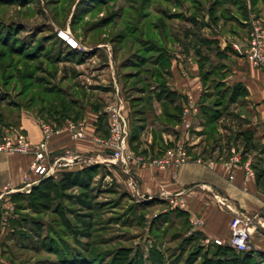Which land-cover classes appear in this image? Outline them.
<instances>
[{"label": "crops", "instance_id": "crops-1", "mask_svg": "<svg viewBox=\"0 0 264 264\" xmlns=\"http://www.w3.org/2000/svg\"><path fill=\"white\" fill-rule=\"evenodd\" d=\"M239 2L242 10L229 3L227 18L218 11L216 21L211 19L208 9L199 8L202 17H196V21L184 16L182 19L191 26L182 38L165 45L167 61L161 80L174 94L170 104L174 120L162 118L161 103L153 94L151 101H144L141 98L146 97L145 93L138 90V96L131 98L137 100L134 105L138 104V108H132L120 92L114 72L110 71L112 61L105 63L108 69L95 67L86 76L90 86L84 87L96 99L106 83H112L111 101L122 97L125 106L128 146L145 160L131 165L128 174L118 166L109 169L133 180L138 202L154 201L148 208L155 211L153 214L170 212L176 218L173 222L183 219L188 236L199 238L204 246L213 245L214 239L226 244L230 237L229 224L236 214L264 227V73L231 46L236 42L242 51L247 49L251 31L248 17L252 15L264 25V1ZM223 30L230 39L222 37ZM157 87L149 89L156 93ZM96 103L81 105L83 114L78 121L85 123L89 138L107 134V103ZM41 121L28 111L20 112L19 129L32 146L41 140ZM185 121L191 123L189 129L185 128ZM212 126L214 131L210 133ZM177 142L186 144L191 160L178 169L155 170L151 160ZM234 155L237 162L233 169L227 168L224 163ZM105 157L107 153L90 139L74 141L63 127L59 135L48 141L47 167L56 159L61 161V166L48 177L59 180L90 164H101L92 162ZM197 159L202 163H197ZM209 160L213 161L212 165L207 164ZM32 162V154L0 153V200L14 193H27V189L45 179L34 173ZM247 162L252 175L246 173ZM172 199L182 201L184 208L172 207L169 203ZM167 207L168 210L160 211ZM259 243L261 239L256 248H264Z\"/></svg>", "mask_w": 264, "mask_h": 264}, {"label": "rangeland", "instance_id": "rangeland-1", "mask_svg": "<svg viewBox=\"0 0 264 264\" xmlns=\"http://www.w3.org/2000/svg\"><path fill=\"white\" fill-rule=\"evenodd\" d=\"M197 1L155 0V4L149 6L150 19L143 21L136 15L140 0H110L107 6H97L91 10L88 0H0V22L5 23L10 30H13L11 26H15L14 30L18 33L16 40H22L24 44H21L22 49L27 50L38 37H44L41 40L48 45V49L43 50L39 56L25 59L14 55L9 46L0 43V88L8 91V98H12L9 100L19 102V106H22L37 89L36 86L26 89L24 84L28 79L23 77L34 72L35 77L43 82L40 83L41 88L53 86L64 90L68 95L66 101L74 98L81 105L93 101L95 104L99 102L108 105L113 103L111 82L106 83V87H100L102 93L96 99H92V92L87 93L84 87L90 86L86 76L95 67L108 69L105 63L112 61L113 69L110 71L114 72L120 92L131 102L132 97L138 96V88L141 86L138 82V33H128L129 36L124 40L119 39L118 35L126 32L127 28L132 32L134 27L138 28V24L146 32L150 31V26L156 25L157 32L154 34L150 31V34H154L155 39L164 45L172 44L182 38L191 25L186 19L169 16L182 14L188 18L195 14L202 17L192 3L200 4L201 11H206L212 0ZM260 6L262 10V3ZM130 9L136 13L129 14ZM162 10L166 14H162ZM109 14H115L114 18L111 17L106 24L101 23V19ZM250 18L253 16L250 15L248 25ZM147 24L148 28L145 27ZM5 28L1 32H5ZM61 32L69 34L72 47L61 38ZM222 33V37L231 38L227 31L223 30ZM150 34L146 36L152 39ZM3 38L0 35V40ZM53 38L78 50L80 55L76 58H82L81 61L70 56L60 58V53L56 51L59 47L51 43L54 42ZM64 47L60 46L62 54L66 52ZM157 54L155 49L144 53L148 61L155 60ZM57 56L59 61L52 66ZM146 68L153 69L149 62L140 69ZM46 69L47 73L44 72ZM148 81L149 87H157L156 79L150 78ZM5 95L0 93L1 97ZM60 97L58 100L61 101ZM134 103L129 105L138 108V104ZM6 104L5 99L0 103V110L7 117L6 123L16 124L15 118L20 112L18 109H8ZM39 107L38 104L32 105L28 112L43 114L45 111H39ZM11 128L20 132L19 125L15 128H0V136ZM214 141L212 136L211 143ZM86 178L87 181L83 179L63 194H53L48 209L23 197L2 198L0 264H119L124 261L131 264H154L150 258H155L158 261L156 264L201 262L202 253L195 251L197 243L190 241L183 244L181 241L191 236H188L183 219L173 222L175 217L168 215L159 223H153L150 230V221L156 217L153 214L155 211L138 205V195L129 186L130 179H126V176L120 172L114 173L106 166L95 177ZM160 209L168 210V207ZM171 223L174 225L169 230ZM259 239V244L264 247V236L252 231L250 250L264 252V248H256Z\"/></svg>", "mask_w": 264, "mask_h": 264}, {"label": "trees", "instance_id": "trees-1", "mask_svg": "<svg viewBox=\"0 0 264 264\" xmlns=\"http://www.w3.org/2000/svg\"><path fill=\"white\" fill-rule=\"evenodd\" d=\"M88 1L91 3L90 10L97 6H101V7L107 6L110 2V0H88ZM154 2L155 0H140L139 6H138V12L136 14L137 17L143 19V21H147V19H150L149 6H151L152 4H155ZM194 2L197 3L198 1L194 0ZM196 3H192V4L197 9L195 11L198 12L200 4L196 5ZM229 3H231L232 5H235L238 8V10L243 9L242 7L243 5L239 2V0H212L208 8V12L210 14L211 19L213 21H216L219 19V17L217 16L218 11L221 12L220 16H222L223 18H227L226 16L227 8L226 7L228 6ZM224 5H227V6L223 8L222 6ZM132 12L134 14L136 13V11L130 9L129 14ZM161 13L166 14V11L162 10ZM114 15L115 14H109L107 17L101 19V23L106 24L107 21H110L111 17L112 19L114 18ZM169 17L184 18L182 14H171ZM196 17L197 15L193 14L190 19L193 21H196L195 20ZM140 22L141 21H139L138 23ZM4 27H6L5 28L6 31L1 32ZM11 27L13 30H10L5 23L0 22V35L5 37V39L3 38V40L2 39L0 40L1 41L0 43L1 45L9 46L11 49V52L14 55L23 56L25 59L35 58L36 56H39L43 50L48 49V45L47 44L45 45V43H43L41 40V39H45L44 37L36 38L35 40L31 42L33 44L27 43L28 45L30 44L27 50L22 49V46L24 45L22 43L23 41L16 40L18 38L16 37L18 33H16L17 32L16 30H14V27H15L14 25ZM145 27L148 28L149 24H147ZM149 29L150 31H153L152 33L155 34V31L158 29V26L153 25V26H150ZM150 31L146 32V30L144 28H141V26H139L138 24V28L134 27L132 32H129V28H127L126 32H122L121 34L118 35V38L124 40L127 38L126 36H129L128 33H131V34L138 33V44L140 45L138 48V57H139V61H138L139 80L138 82L141 84L138 90L142 93H145L146 95V97H143L141 99L144 101L145 100L151 101L152 94H153L154 97L161 103L162 118L164 120L172 121L175 119L174 118L175 114L172 111L170 104L173 101L174 94L166 89L164 82H162L161 80L163 77V70L165 67V63L167 61L166 60L167 49L165 45L162 44L161 41H159V39H155L154 34H150ZM148 33L150 34L152 39L147 38L146 35H148ZM47 40L49 41L50 39H47ZM53 41L54 42L56 41V43L55 44L54 42H51V43L54 46L56 45L59 47L57 48L56 51L58 52L57 54L60 53V58L61 56L62 57L70 56L72 59H78V62L81 61L82 58H76L77 56L80 55L78 50H76L75 48H71L70 46H68L61 40H58L57 38L55 39L53 38ZM62 45L65 46L64 48L66 49V52L64 54H62L63 52L60 49V46L62 47ZM143 46H145V48ZM154 49L158 52L157 57L155 58V60L151 59V61H148V58H146L144 53L153 51ZM57 58L58 59L55 62L52 61V64H51L52 66L58 63L59 57L57 56ZM148 62L150 63L153 69L151 70L148 68L140 69L141 67L143 68V66L147 64ZM134 64L137 65L136 62H134ZM44 72L47 73V69L44 70ZM33 73L34 72H30L29 74H27L26 77H23L25 79H28V82L24 84V87L30 90L36 86L37 89H35L31 93L29 98H27V101L23 102L22 106H19L21 105L19 104V102L17 103L15 101L9 100L12 98H8L10 97L9 96L10 94L8 93V91H5L4 88H0V93L6 94L4 96L5 98L0 96V103L4 102V99H5L8 103L6 104L8 109H12V110L18 109V112H21L19 110H24V109L28 111L31 109L32 105L38 104L40 105L39 111H45V112L43 114L40 113L39 115L36 114L35 116L42 119V121L44 122L53 123L59 127L61 126L63 127L65 123H67L68 121L77 122L82 117V114H83L82 113L83 108L81 107V104L79 105L78 101L74 98H72L70 101H66L68 95H66L64 90H59L53 86L41 88L40 83H43V82H41L40 78H36ZM141 76H143V78ZM17 78H19V76ZM150 78L157 80L156 83L158 87L156 88V91H157L156 93L155 92L153 93L152 89L151 90L149 89L147 91V89L150 88L149 81H148V79ZM58 95L62 96L63 98H61ZM57 96L61 98V101L58 100ZM135 101L137 100L132 99L131 103L133 104V102ZM6 121H7L6 115L0 110V128L1 129L12 127V126L15 128L17 125H19L20 113L18 114V117L15 118L16 124L11 125L9 123H6ZM210 123H212V121H210ZM213 131H214V127L212 126L210 128V133ZM106 135L107 134H104L103 136H106ZM165 149L166 148H164L163 151L160 153V156L165 151ZM103 152L106 153L105 151ZM105 167L106 166L103 164H90L72 174H69V173L65 174L59 180L58 179L56 180L53 177H47L43 179L41 182H39L36 186L32 187L29 190V192L14 193V194H11L10 197L11 198L23 197V198L30 200L32 203H34L37 206H41V207H44L45 209H48L50 202L52 201L51 197L53 194H57V193L63 194L73 189L76 185L81 183L83 179L84 180L86 179L87 181L88 178H86V176L95 177L96 175L100 173V169H105ZM152 202L154 203V201H149L147 203L138 202V205L141 204V206H143L144 208H149V206L153 204ZM175 212H178V211L175 210ZM179 213H182V212H179ZM169 214L170 212H167L165 214L156 215V217L150 221V226H149L150 230H152L153 223H156L157 221L159 223L162 219L167 218ZM172 227L173 225H170L169 230ZM181 241L183 244H186L190 241L191 242L194 241L197 243L196 244L197 247L195 248L196 249L195 251L198 254L202 253L203 255L202 256L203 258L201 259V262L199 264H264V252L262 251L259 252V251L250 250L247 252H236L232 247H230L227 244H223V245L213 244L209 246H204L199 242V238L195 236L184 238ZM152 250L153 251L151 252L153 253L154 249ZM150 259L153 261L154 264L158 262L155 258H150ZM119 264H131V263H129L128 261L127 262L124 261V262H119ZM193 264H195V262Z\"/></svg>", "mask_w": 264, "mask_h": 264}, {"label": "built area", "instance_id": "built-area-1", "mask_svg": "<svg viewBox=\"0 0 264 264\" xmlns=\"http://www.w3.org/2000/svg\"><path fill=\"white\" fill-rule=\"evenodd\" d=\"M249 24L251 31L247 40L248 47L242 51L236 42L231 46L240 55L246 56L252 64L261 69L264 73V25L258 20L250 18ZM61 38L67 42L71 47V39L69 34L61 32ZM107 115V135L93 136L89 138L87 135V127L81 121H68L63 126L69 133V136L74 141L90 139L91 143L98 146L107 153V157L97 159L93 163H103L108 166L120 167L124 173L129 172V168L133 164H142L145 160L141 155H138L134 150L128 146L129 138V124L125 114V106L123 101L118 98L105 108ZM186 111L183 112L185 114ZM185 128H190L191 123L184 122ZM63 127L56 126L49 122H40L41 140L32 146L29 138L23 132H19L13 128L7 130L0 136V153L6 155H33L32 169L34 173L39 175L42 179L52 176L56 169L61 166L60 159L52 162L50 167L46 165V158L48 153V141L62 132ZM191 160L188 153V148L184 142H177L168 147L161 156L151 160V165L155 170L164 171L171 168H181ZM238 157L232 156L224 165L227 168L233 169ZM197 163H202L201 159L196 160ZM208 165H212L213 161L209 160ZM250 163L245 164L246 173L252 175ZM232 178V175L230 176ZM129 186L135 189L133 180L129 181ZM27 189L26 192H29ZM172 207L183 209L184 203L175 199L169 200ZM262 226L253 219L242 214H236L230 221V237L226 243L232 247L236 252H247L250 250L251 233L256 231V228ZM263 227V226H262ZM257 232V231H256ZM213 244H225L221 240L214 239Z\"/></svg>", "mask_w": 264, "mask_h": 264}, {"label": "water", "instance_id": "water-1", "mask_svg": "<svg viewBox=\"0 0 264 264\" xmlns=\"http://www.w3.org/2000/svg\"><path fill=\"white\" fill-rule=\"evenodd\" d=\"M256 231L259 232L262 236H264V227L259 226L256 228Z\"/></svg>", "mask_w": 264, "mask_h": 264}]
</instances>
